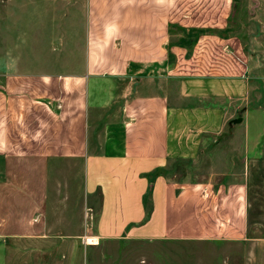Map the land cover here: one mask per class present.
Masks as SVG:
<instances>
[{
  "label": "crops",
  "instance_id": "crops-1",
  "mask_svg": "<svg viewBox=\"0 0 264 264\" xmlns=\"http://www.w3.org/2000/svg\"><path fill=\"white\" fill-rule=\"evenodd\" d=\"M6 1L16 14V55H7L0 28V239L122 234L264 244L246 236L242 147L203 180L148 175L169 160H194L207 140L241 128L248 111L259 114L245 104L249 54L224 31L232 0ZM72 5L82 11L74 51L84 57L75 70L56 71L49 58L40 62V50L54 52L62 35V52L70 51L64 25ZM172 27L199 32L190 44ZM57 158L78 159L82 192L97 191L92 231L79 224L65 234L45 219L56 179L47 168Z\"/></svg>",
  "mask_w": 264,
  "mask_h": 264
},
{
  "label": "rangeland",
  "instance_id": "rangeland-1",
  "mask_svg": "<svg viewBox=\"0 0 264 264\" xmlns=\"http://www.w3.org/2000/svg\"><path fill=\"white\" fill-rule=\"evenodd\" d=\"M7 3L6 0H0V12H7V15L1 17L0 28H7V55L14 59L16 14L11 9L12 3ZM59 9L62 10V6ZM66 12L69 19L64 27H67L68 41L69 32L72 34V42H67L70 51L62 52L61 35L56 38L54 52L51 47H41L39 55L40 62L47 63L48 58L50 63L54 61L56 71L75 70L84 57L83 53L74 51V31L77 29L79 36L80 28L73 25L82 23L80 19L75 20V15L80 16L82 11L79 12L72 5L67 7ZM39 19L41 29L45 32L49 28V21L46 17ZM56 25L59 33L62 32V22L57 20ZM170 30L180 34L178 38L187 36L189 40L199 32L197 29L184 27H172ZM224 31L238 35L244 51L249 54L247 72L251 83L245 104L249 108L256 106L258 116L254 115L255 111H248L243 117L241 128L234 127L235 131L227 128L215 139L207 140L210 141L209 146L200 150V156L194 160H169L164 167L154 168L148 175L152 177L161 173L180 180H203L211 171H218L222 155L226 156L232 151L240 152L242 147L244 177L248 183L246 236L264 237V0H232ZM77 48H80V41ZM205 143L206 141L203 145ZM209 153L211 155L205 157L204 154ZM47 174L56 176V179L52 182L55 189L49 193L45 219L62 226V233L65 234L73 233L79 224L84 225V231H92L94 209L99 197L97 191L90 195L82 192L80 161L73 158L51 159ZM87 204L92 205L93 214L86 207ZM75 238V241L74 238L62 241L56 236L54 240L23 243L13 238H2L0 264H264V244L254 242L136 238L122 234L98 239L79 234ZM88 238H94L96 242L90 243Z\"/></svg>",
  "mask_w": 264,
  "mask_h": 264
},
{
  "label": "trees",
  "instance_id": "trees-1",
  "mask_svg": "<svg viewBox=\"0 0 264 264\" xmlns=\"http://www.w3.org/2000/svg\"><path fill=\"white\" fill-rule=\"evenodd\" d=\"M196 35H197V34H195V36H196ZM193 39H194V38H192V40L189 41L190 44H191V42L193 41Z\"/></svg>",
  "mask_w": 264,
  "mask_h": 264
},
{
  "label": "bare ground",
  "instance_id": "bare-ground-1",
  "mask_svg": "<svg viewBox=\"0 0 264 264\" xmlns=\"http://www.w3.org/2000/svg\"><path fill=\"white\" fill-rule=\"evenodd\" d=\"M90 240V239H89ZM92 241V240H91ZM92 243V242H91Z\"/></svg>",
  "mask_w": 264,
  "mask_h": 264
}]
</instances>
